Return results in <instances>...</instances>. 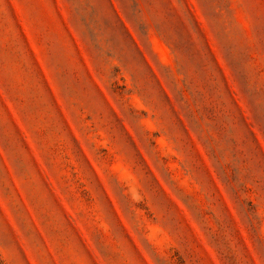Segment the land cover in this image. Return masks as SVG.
I'll return each instance as SVG.
<instances>
[{
    "label": "rangeland",
    "instance_id": "374dc122",
    "mask_svg": "<svg viewBox=\"0 0 264 264\" xmlns=\"http://www.w3.org/2000/svg\"><path fill=\"white\" fill-rule=\"evenodd\" d=\"M0 264H264V0H0Z\"/></svg>",
    "mask_w": 264,
    "mask_h": 264
}]
</instances>
